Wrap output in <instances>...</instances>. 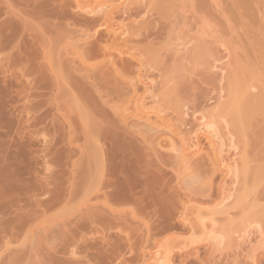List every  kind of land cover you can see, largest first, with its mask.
Masks as SVG:
<instances>
[{
    "label": "rangeland",
    "instance_id": "374dc122",
    "mask_svg": "<svg viewBox=\"0 0 264 264\" xmlns=\"http://www.w3.org/2000/svg\"><path fill=\"white\" fill-rule=\"evenodd\" d=\"M25 1H27V0H25ZM152 1L153 0H151V3L154 5V2H152ZM159 1L163 2V0H159ZM167 1L168 0H166V1L164 0L165 5H166V8H165L166 10L164 9V3L162 5L163 8L161 7V4H160L161 10H163V9L165 10L163 12L160 10L159 6H157V8H159V9L153 7V5H151V4H150L151 6H149L148 5V3L150 2L149 0H137V1L133 0L132 1L133 4H129V3H131V1L130 2L125 1V3L123 4L118 0H116V1L112 0V4H115V10H116L114 13L115 18H117V15L119 17V19L117 18V20H119V21L121 20L122 22L124 21L128 25L130 24L132 28L133 27L136 28L135 30H137V28H138V27H136L137 25L140 28H141V25H142V28L144 27L143 30H141L142 28L140 29L141 31L138 28V30L140 32L139 36L132 37L131 40H133V41H131L132 43L130 42L131 45L129 44L130 48H131L132 44L134 45V47L132 49L134 51V53L135 52H136V54L138 53L137 55H140L139 53L144 54V58H145V56H147V59L145 58V60H148V58L150 56H152L153 58H157V59L159 57L161 58V59H159L158 65H157V62L152 64V62H154L153 58H152L153 61L150 62L149 65L145 66V64H144L145 62H143L144 70L146 69V71H147L146 74L149 75V77L151 79H154L153 85H154V92L155 93H156V90H159L157 88L161 86L160 84L163 81V79L161 81V75L162 76L164 75V73H163L164 70L169 71V70H167L169 67H171V68L174 67L173 69L176 70L177 69L176 68L177 63H178V65H180L179 60H180V58L182 59L181 60L182 61V64H181L182 71L181 72L183 74L181 73L182 77L180 74L179 75H180L181 79H183V78L184 79L180 80V82H179V80H178V82L171 80V82L173 81V83L175 84V86H174L172 83L173 89H171L170 86H168V85L167 86H168V91L171 90V94L173 96H175V94H176V93L175 94L172 93V92H174L173 90H175V88H176V82L179 85V87L182 86L181 88H179V90H176V92L179 94V91L182 90L181 91L182 93H183V91H185V93H186V94L181 93V95H180V98L183 99V101L181 99L183 107L180 105V103H179L180 101L178 102L176 99L174 101L171 99L173 102L172 104L173 105L175 104V105L174 106L170 105V106L172 109L174 107L176 109L177 105H180V108L177 107L178 110L176 109V111H179V109L182 110L184 108V110H182V112H183V116H185V118L181 115L182 112H181V114L178 112V117L180 114L179 118L181 120L179 119V123L176 122V124L179 125V127L182 126L180 124H183L184 127L182 126V128L187 131L188 129H191V127H193V124L196 122V119L198 120L202 116L201 113L203 112V110L205 111L207 108H210V106L212 107L213 105H215L214 103H216V99H217V96L215 95V91H217V89L215 90L214 87L216 88L217 79H215V81H214L215 86H213V89H212V86L209 85V82L205 81V78H206V80H210V83H211V81H213V80H211L210 77H213V78H218V77H217V73L214 71L213 72L215 75H213V73L210 74L209 71H208L209 73L205 72L204 71L205 70V67H204L205 64L203 66L202 62L199 61L200 59L199 60L194 59V58H197L200 54L198 56H197V54H196V56H194V54H193V56H194L193 60H191L188 57V54H191L190 56L192 57V53H190V52L187 53L186 49H189V47H187V45L185 48V52H182V49H181V53H178V54L175 53L178 50V48L181 47V46H179V47L175 46V44L176 45L179 44V43L177 44L176 42L180 41L177 39L183 37V35H184V37H191V35L193 36V33L195 35L199 30H203L201 33V35H203V33H207L208 30H210V29H214L215 32L217 29L216 33L220 36L222 41H225L226 43H229L230 45L232 43L231 46L233 48V56L239 64L241 63L240 59L242 61L245 60L243 57H245V58L247 57V59L249 58V59H251V61L254 62V59H253L254 55H255V57H254L255 61H256V59L262 58L263 60L261 59L262 60L261 64H264L263 63L264 62V7H263L262 3L259 2L260 3L259 4L258 1L252 2L251 5L248 7L245 5V3L243 1L241 2V0H239V1L235 0L234 2L232 0H219L220 1V7L223 8V10L221 11V9H220L218 11V13H219L218 14V13H216L217 11L213 7V0H185L186 4H185V1L182 0L181 3L177 4L179 6V5L184 3L183 5H181L179 7L177 6L178 10H179V8L182 7L184 9V11L187 13V14H184L183 11L180 10L181 13L184 14L182 16V15L178 14V13H180L178 10H175V11H178L177 15L174 14V11H173L174 7L176 8V6H174L175 3L173 5L174 7H172V5L171 6L168 5ZM127 2H128V5L126 4ZM116 3H117V7H116ZM204 4L206 6V7L204 6L205 9L203 7ZM186 5L189 7L188 11H187ZM33 7H34V9H33ZM37 7L39 9L38 11H36ZM118 7H120L121 9ZM144 7H146V8L144 9ZM170 7H171V9H170ZM212 7H213V9H212ZM32 9L35 11H32ZM123 9H124V11H123ZM259 9L261 10V12L257 11ZM32 12H36V17ZM38 12H39V14H37ZM140 13L142 16L139 15ZM144 13H145V15H144ZM224 13H225V16H224ZM234 13L235 14L239 13V14L234 15ZM220 14H222V15H220ZM81 15L82 14L78 15V13L75 12V10L73 9V6L70 4V2L68 0H29L27 3H25L24 1L18 2V0H0V22L3 20H8L10 18L12 20V23H14V24L16 23V27H15V25H14V27H15V29H17V34L13 39H11V42H9L8 45L4 46L3 48H0V91H1L0 92V264H56V263L59 264V261L60 262L62 261L65 264V263H68L66 261L70 262L71 259H72L71 261H73V263L75 261V262H77V264H82L83 261L85 264L86 263L88 264V261H90L89 264H96L97 262H100L102 260L101 259L100 261H98L99 259L93 258V255L91 257V255L88 254V252L89 251L91 252V250H89L88 252L86 250L85 253H87V255L85 257H83V255H85V253L82 255L83 250H84L82 247V244H84L83 242L84 241L87 242L89 240L88 241L89 243L85 242V244L91 246L94 244V241L96 239H99L101 236V235L98 236L100 233L95 232L96 227L99 228L100 224L98 225L97 223H95L96 225H98L96 227H95V224L91 225L90 227H87L88 226L87 224H86V226H83V220H85V219L82 218L80 220V217H79V219H78V217H76L79 215V212H81V206H82V208L84 207L85 210L88 209V208H85L88 201L86 204L84 203V206H83L82 203H80V202H82V199H81V201L79 200V202L77 201L78 199L77 200L74 199L75 202L72 200V203L70 202L71 210L68 208L67 210H69L70 212L65 213V214H63L64 211H63V213H62V211H60V212L57 211L58 210L57 206L53 207V205L48 203L49 200L50 201L52 200L54 193H56V191H58L57 189L61 188L60 190H62V192H63V190L66 188V186L69 185L70 183H73V182H75V184L80 183V182L84 181L86 178L88 179V176H89V178H90V176L92 178H95V180L94 179L92 180V178H90V181L96 182V180L98 179L96 174L99 175L97 173L98 172V165L96 163V157L99 158V153H100V150L102 149V147H103L105 152H102L101 154H102V156L104 155L103 158L106 160V162L104 160V162H105L104 164H106V167H104V168L108 169V171L104 169V173H103L104 178L102 177L103 178L102 180L106 179L107 181L108 180L110 181L112 179L111 181H113V179H114V181H116V183H114V182L113 183H114V185L117 184V188H118V189L117 188L116 189L120 190V191H125L126 194L129 193L128 191H130L131 196L133 195L132 199L136 198V197H137L136 199H138V196L140 198L141 195L142 196L149 195L150 197L148 196V199L151 198L152 196L154 197V195L156 197L155 192L158 191V193H159V190H157V186L152 183V182H154L155 184H157V183L160 184V182H159L160 180L157 181V178L155 176L156 174H157V176H158V174H160L158 177H159V179L161 178V180L163 181V183L161 181V185L165 184L164 185L165 188L167 187V189H169L168 190L169 192L165 191V193L168 192L167 195L170 193L169 194L170 196L172 194L171 199H173V197L175 196V194H176L175 192L179 193L178 195H180V197H181V199H178L179 197L175 196L176 201L184 200V197H186V196L189 197L190 199L188 198V200H191V201H193L192 196H194L195 198L197 197L198 201H199L198 198H200L199 196H197V195H199V193L198 194L196 193L197 195L195 196L193 191H190L191 186L188 187L189 189L186 188L187 186H184L182 181H180L181 185H183L185 189L183 190V188H182L183 186L181 187V189L179 188L180 183H177V181H176L177 179H179L178 174L180 172L177 174L178 171H176L179 166H177V164L170 165L171 161H169V159L166 158V156H168V155L165 153V151L164 152H163V150L160 151V152H163V155L166 154L165 157L162 156V153H161V155H159L160 154L159 151L156 153L157 150L153 148L151 143L146 144L145 143L146 140H145V142H143L144 141L143 137L140 136L139 133H136L137 131H135V133H134V130H136V129L131 127L130 125H128V127H127V124L125 125V122H123V118L121 119V116L118 114V112H119L118 109H119V106H120V108H122V106H121L122 104H123V106L125 105L124 104L125 103L124 95L126 94V92L124 94V91L126 90L125 83L123 85L124 86L123 89L125 88V90H123V92L120 93V94H122V93L124 94L123 95V97H124L123 102L124 103H122V101H120L121 104H120V102L118 104H116V105H119L117 107L115 105V102H113L112 93L114 94V92L111 91V89L113 88L112 86L110 88L111 84L109 86L107 84H101L103 86H105V85L108 86L106 89L105 88L103 89V86L101 87L100 84H98L99 88H96L98 85L95 87L93 84V82L95 80L93 79L94 81L92 82V79L88 80V78H85V77H84V80L87 79L85 81V85H84V81H83V83H80V81L82 82V80H83V78H82L83 74L86 75V73H84L82 71L81 67L80 68L77 67L78 62H79L78 58L74 57L77 59V60H74L73 55L69 54V53H72V50L68 47V43L71 41V37H72V41L76 40V38H75L76 33H78V32L80 33L82 30L84 31V29H85V31L84 32L82 31V32L86 33V36L89 33L88 38L83 37V39L85 38L84 44H86V42H87L91 46H93L92 48H94L93 52L92 53L90 52L92 57H89V56H91L89 53L87 56L85 55V57L83 58V59L86 58L85 60H87L88 66L92 65L93 62L98 63V61L101 59V55H100L101 51H100V48L98 47V45H99L98 43L101 42V44H103L104 42L107 43L110 41L108 38V35L106 34V32L103 29L96 28V27H98L97 25H99L102 20H98V22L96 20L95 22H93V18H95V17H93L91 19L90 16H88V15L84 16L85 14H83L82 16L84 19H82ZM178 15H179V17H178ZM95 16H97V15H95ZM86 17L89 19H87ZM210 20L215 21L216 24L221 23V25H222L223 21H225L224 25H222V28L221 27L220 28L223 31V33L225 30L224 26L226 27V29H228V31L226 30L227 31V37L223 36L225 34H221L222 31H220L221 33L220 32L219 33L223 36V37H221V35L218 33V28H216L217 25L214 22L211 23ZM229 20L231 23L229 22ZM206 21H207V24H209L210 26L206 24ZM76 22H77V25H76ZM79 22L82 23L83 25H80ZM197 22H198V24H197ZM201 22H202V24H201ZM90 23H92V25ZM213 23L215 24V26L211 27V24H213ZM84 24H86L87 27ZM143 24H144V26H143ZM147 24L149 27L147 26ZM78 26H80L79 27L80 30H78ZM181 26H183V28ZM229 26H230V28H229ZM195 27H196V29L194 30ZM81 28H83V29H81ZM223 28H224V30H223ZM247 28H248V30H247ZM204 29H205V31H204ZM189 30H190V33H189ZM235 30L239 32V37L241 38L242 43L244 45V47H242V48H241V42L239 41L238 34ZM74 31H75V33H74ZM187 31H188V34L186 33ZM226 31H225V33H226ZM69 32H70V34H69ZM180 34H182V35H180ZM177 35H180L179 38L177 37ZM205 35H204V38L211 40L209 38V36H205ZM231 35H234L235 41L237 40V44H238L240 52L242 51L241 53L243 55L246 54V56H243L241 53H239L238 57L240 59L237 57L236 51L238 53L239 50H238V47L235 44V42L233 44V41L231 40L233 38ZM73 36H74V40H73ZM230 36H231V39H230ZM78 37H79V35H78ZM175 37H177V39H175ZM228 38L231 42H228L229 41ZM79 39H81L83 41V39L81 37ZM105 40H107V41H105ZM185 40H188V39L183 38V41H185ZM209 40H206V41H209ZM82 41H81V44L79 42V44H80L79 46L82 45L81 47L84 46L83 48H85V45H83ZM251 43H252V45H251ZM31 44H33V45H31ZM192 44L193 43H191V42L189 43V45H191V46H192ZM257 44H259L258 47H256ZM91 46H90V48H91ZM31 47H32V49H31ZM173 48H176V51H175V49L173 50ZM29 49H31V51H29ZM259 49L261 52L259 51ZM183 50H184V47H183ZM192 50H193V47H192ZM221 50H222V48H221ZM22 51L23 52L25 51V53H27L26 51H28L29 54L31 53V56L28 55L29 57H27L24 54H21L20 58H16L15 57L16 54L20 53ZM190 51H191V48H190ZM253 51H254V54L252 57L251 55H252ZM150 52H152V53L150 54ZM173 53H175V55ZM193 53H194V51H193ZM220 53H222V51ZM249 53H251V54H249ZM32 54H33V56H32ZM153 54H154V56H153ZM157 54L159 55V57L157 56ZM249 55L251 56V58L248 57ZM241 56H242V58H241ZM256 56L257 57L259 56V58H257ZM142 57H143V55L142 56L140 55L141 59H142ZM174 59L175 60L177 59V61H178L175 64H174V61H175ZM62 60H63V62H62ZM67 60H69V61H67ZM248 62H250L249 60L247 61V64L251 65V62L250 63H248ZM253 62H252V65H253ZM259 62H257L260 65V66L258 65V68H256L257 64L255 62H254V64L256 65L255 69H254V66H253V68H250L253 70V72L257 70L256 71L257 74H254V73L252 74V73H250L249 70H248L249 71L248 73H250L252 75H257L258 78L260 76V78H261V74L258 73L259 72L258 69L262 65ZM68 63H70V64H68ZM94 63H93V65H94ZM121 63L119 62V66H125L126 72L130 70L131 73L130 72L128 74L126 73L127 75H130L128 77L133 76L134 71H135V69H133V67H135L134 61L133 60L131 61L128 59H123V61H121ZM83 64H86V63L84 62ZM196 64H198V65H196ZM242 64H243V62L240 64L243 68H244L243 65H245V66L247 65L245 61H244V64L243 65ZM67 65L72 66L73 67L72 70H71V67H69ZM193 65H194V69H192ZM248 65H247V68L249 69L250 66H248ZM252 65H251V67H252ZM63 66L67 67V69L65 70L66 73L69 72V74H70V72H71V74L69 75L70 77L68 76V74L66 75L65 72L62 74L63 70L61 71V69H63ZM263 66L261 67V69H259L260 72L262 73V75L264 74V72H262V71H264V69H262ZM74 67H76V68L74 69ZM179 67H178V70H179ZM77 68H79V69H77ZM171 68H170V70H171ZM203 68H204V70H203ZM247 68L246 67L244 68L245 71L247 70ZM60 71H61V73H60ZM73 71L76 72L75 75H77V78H76V76L74 77V74L72 77ZM171 71L169 72V74H171ZM58 72L61 75L60 78L58 76ZM174 73H176V75L178 74L177 71ZM55 74L57 75V77L55 76ZM64 74H65L66 78H69V80H70L68 82V79H67V82L69 83V84H67L68 86H66V80H65L66 78H65ZM78 74H82V76L78 75ZM172 75H173V73H172ZM61 77H62V80H61ZM80 77L82 78V80H80L81 79ZM126 77L127 76H125V78ZM167 77H168V75L165 78H167ZM262 77L264 79V75ZM71 78L73 80H75V83H76V85H75L76 89L75 90H74V88H72L73 86L70 85V84H72ZM169 79H173V78L170 76ZM169 79H168V82H169ZM59 80L65 81V83L64 82L60 83ZM165 80H167V79H165ZM95 82H97V81H95ZM115 82H117V80ZM122 83H120V84L118 83L117 85L120 86ZM79 84H81L82 86ZM113 84H114V86L116 85V83H112V85ZM221 84H223V83H221ZM73 85H74V82H73ZM70 86H71V88H70ZM84 86H85V88H84ZM77 87H79V88L77 89ZM81 87L84 89H81ZM120 88H121V86H120ZM217 88H219V87H217ZM70 89L75 91L74 93H76L77 91H79L80 93L77 92L78 96L76 94L74 96V93L71 94L72 91ZM113 89L115 91V88H113ZM259 89H260V87H259ZM109 90L111 92V95L109 93ZM2 91L4 93H2ZM263 91H262V93L264 94ZM82 92L84 93L85 98H84ZM117 94L119 97L118 92H117ZM178 94L176 96H178ZM216 94L218 95L217 92H216ZM81 95L83 96V98L81 97ZM127 96H128V93H127ZM131 96H132V94L130 93V97ZM169 96L171 97V95H169ZM86 97L88 98V100L86 99ZM130 97H129V101L131 98H132L131 101L134 100V97H131V98ZM114 98H117V97H114ZM119 98H121V97H119ZM116 100H118V99H116ZM119 100H121V99H119ZM192 100H193V102H192ZM89 101H91V103L92 102L95 103L94 108L92 105L93 103L91 104V107H90V109L92 108L91 111H90V109H88V106L90 105ZM114 101H115V99H114ZM131 101H130V104L128 103L127 105L132 106L134 101H133V103ZM176 102H177V105H176ZM185 103H186V106H184ZM187 103H188V105H187ZM204 103H206V104H204ZM207 103H208V107H207ZM98 104H99V106H98ZM114 105L116 108L114 107ZM113 107L115 108V111H114ZM129 107H128V109H129ZM131 108H130V110H131ZM168 109H170V107ZM172 109L168 110L167 112H170V116L173 115L174 116L173 120H175L174 118L176 117L175 114H177V112L176 111L174 112L175 109H173L174 113L171 114ZM92 110H94L93 112H97V114H99L98 117L101 118L100 122L101 121L103 122V123H100V125H101L100 128H98L100 125L97 124V127H96L95 123H94L95 126H93L92 122H94L96 120L98 121L99 119L97 117V114L96 115L93 114ZM82 113H83V115H82ZM116 113L120 117L117 116ZM205 113H202V114H205ZM39 115H43L42 116L43 120L41 122H35L33 116L37 117ZM82 117H84V118L87 117L88 120L86 118L85 119L88 122V124L89 123L90 124L87 125V122H86L87 126H85V123L83 125L82 123L85 121V119ZM103 118L106 120V124L104 122L105 120L104 121L102 120ZM119 118H120V122H119ZM81 119H82V121H81ZM91 119H94V120L91 122ZM108 119H109L110 124H108V122H107ZM182 119H183L184 123H183ZM261 119H262V117H261ZM258 120L262 126L263 124H262V121L260 120V118H258ZM180 121H181V123H180ZM57 124H61V128H60L61 130H59V132L55 131L57 129ZM102 125L104 128H102ZM110 125H112V126H110ZM82 126L85 128H83ZM88 128H90L91 135L88 131ZM96 128H98L100 132L97 131V133L95 135L93 133L94 136L92 137V131L96 132ZM257 128H259V126ZM85 129H87V132L85 131ZM253 129H255V128H253ZM260 129H261V127L259 129H257L258 130L257 133L259 131L261 133ZM263 130H264V128L262 129V132H263ZM101 132H102V134H101ZM87 133H89V134L87 135ZM98 133L100 134V136L98 135ZM116 133H117V135H116ZM253 133H256L255 130H253ZM137 134H139V135H137ZM249 134H251V137L254 138V134L252 135V131H251V133L249 132ZM249 134H248V136L250 137ZM95 136L98 138V140H97V138H95ZM99 137H100V139H99ZM249 137H248V140H249ZM93 138L96 139L98 142H94L95 140ZM91 139H93L94 141ZM197 139L200 142V144H202L201 146H203L204 141L201 139V137H197ZM252 140L253 139L250 138L249 141L251 142ZM263 141H261L262 142L261 146L264 148ZM93 142H94V144H93ZM122 142H123V144H122ZM147 142H149V141L147 140ZM95 143L101 145L100 147H99V145H97L98 150L96 149ZM151 147L153 148L154 153L151 152V150H150V149H152ZM249 149H251V145H250ZM138 150H139V152H142V154H143L139 158V160H140L139 162L135 158L134 159L132 158V156L136 157L135 155H138L139 152L136 153V151H138ZM91 151H92V153H91ZM258 151L260 153H262L261 155L264 154V151H260V149H258ZM133 152L136 154L134 155ZM145 153H146V155H145ZM156 154H157V157H156ZM259 156H260V154H259ZM259 156H258V159L260 158ZM94 157H95V159H94ZM163 158H165V159L163 160ZM168 158L171 159L170 156ZM261 158L264 159V157H262V156H261ZM262 159H260V161ZM134 161H135V163H134ZM136 161H137V163H136ZM141 161L143 162V164ZM166 161H168V162H166ZM256 161H257V158H256L255 162H253V163H256ZM260 161H257V162H260ZM263 162H261L260 165ZM139 164H141V166ZM256 165H257V163H256ZM256 165L251 164L252 167H254ZM135 166H137V167H135ZM88 167H90V169ZM96 167H97V172H96ZM86 169H88V170H86ZM72 171H73V173H72ZM105 171H106V176H105ZM179 171H180V169H179ZM107 172H109V173H107ZM140 172L145 173L146 178L148 177L149 180H147V179L144 180V177H143L144 181L142 180V177L140 179V175H139ZM85 173L88 176H86ZM118 173H120L121 176ZM153 173H154V175H153ZM219 173H221V171ZM151 174L153 176H151ZM94 175H95V177H94ZM115 175H116V177H115ZM149 175L151 176V178L149 177ZM123 176L126 177L125 180L128 179L129 181H131V184H128L129 186H126V188L128 187V191L126 190V188H124L125 185H127V181H124ZM207 176H209V175H206V177ZM212 176H213V180H211V181H213L214 187L210 186L209 188H207L205 186L203 188V186H201V185H205V184L199 183L200 184L199 185L198 183H196V184H198L197 187L200 186L199 187L200 190L210 189L208 191L209 194L206 193L207 191H205V193H206V195H210L212 197V199L208 198V196L206 197L208 199H205V198H201L202 200L200 199V203L202 202L204 207H207V208H208V206L210 208V206L214 202L212 200L217 198V196L219 195V191H218L219 185L218 184H219V182H221L220 180L223 177L220 174L218 175V173H216V175L214 174ZM119 177L120 178L122 177V180H120ZM202 177H205V176H202ZM219 177H221V178L219 179ZM262 177H264V176H262ZM207 178H209V177H207ZM136 179H137V181H136ZM139 179H140V181L142 180L143 183H146V184H149L151 182L150 186H155L156 191L154 190L155 189L154 187L152 190V187L147 188V186H145V184H143L144 192H141V189H143L142 188L143 187L142 182L141 183L139 182L140 187L137 186V184H139L138 183ZM153 179H155V180H153ZM134 181L136 182V184H135L136 187H134V185H133ZM198 181H199V179H198ZM202 181L203 180H201V182ZM225 181H226V183L229 182L227 180H225ZM118 182L119 183L121 182V183L119 184ZM203 182H206V180H204ZM209 182L210 181L208 180V183ZM249 182L251 183L250 180H249ZM260 182L257 183V188L262 187L260 185L261 184ZM85 183H86V181H85ZM83 184H84V182H83ZM118 184H119V186H118ZM228 184L229 183H227V185ZM130 185H132V187H134V188L131 189ZM208 185H210V183ZM211 185H212V183H211ZM262 185L264 186L263 183H262ZM78 186H80V185H78ZM81 186H82V184H81ZM195 186L196 185H192L193 188ZM230 186H231V184H230ZM129 187H130V189H129ZM162 187H160V188H162ZM192 187H191V189H193ZM197 187H195V189ZM201 187H202V189H201ZM123 188H124V190H123ZM167 189H163L162 192H164V190H167ZM187 189H188V191H190V193H191V194L189 193L190 195L185 193ZM120 191H119V193H121ZM184 193L187 195H185ZM261 193H262V190H261ZM130 194H127V195H130ZM159 194H162L161 191ZM169 195H168V198H169ZM206 195H204V196H206ZM165 196H166V194H165ZM157 197H158V194H157ZM182 197H183V199H182ZM201 197H203V196H201ZM258 197H257V199H258ZM158 198H160V195ZM161 198H162V196H161ZM185 199L187 200V198H185ZM261 199H262V201L260 200V197L258 199V201H261V203H259V205L263 206V204H262V202H264L263 193L261 195ZM146 200H147V198H146ZM83 201H85V199H83ZM92 201H94V199ZM195 201H196V199H194V201L192 203H194ZM198 201H196L197 205L199 203ZM90 202H91V200H90ZM90 202L88 203L89 205H90ZM75 203L77 204V206ZM79 203H80V205L78 206ZM93 203H95V201ZM202 203L200 205H202ZM88 204H87V206L89 207ZM126 204H128L129 207H132L133 200H132V203H126ZM126 204H123L126 206V207H124L125 210L130 209L129 207H127L128 205H126ZM209 204H211V205H209ZM257 204H258V202H257ZM262 206L261 207L258 206V210H257V212H261L260 216H262V214L264 213V210H262ZM72 207H73V209H72ZM115 207H117V206L115 205ZM119 207H122V206H119ZM201 208H203V207H201ZM84 209H82V210L85 211ZM118 209H120V208H118ZM67 210H65V212ZM76 210H78L79 212ZM177 211H178V208L175 210L174 213H178L179 211H182V209H180L178 212ZM57 212H59L60 215L63 214L64 216L58 218L59 214ZM231 213L232 214L235 213V210H234V212L232 211ZM234 215L235 214H233L231 216H234ZM236 215H237V213H236ZM81 216L85 217L83 215H81ZM125 218L128 219V216H126ZM263 218H264V216H262V221H263ZM68 220H69V222L73 221L75 223V225L77 224V222L79 220L78 224L80 225V223H82L81 224L82 227L79 226L78 224H77L78 226L77 225L75 226L73 224L71 225V223L69 225ZM85 221H87V220H85ZM60 222H64V224L67 222V224L69 226H72L71 229H73L74 232L72 231L71 235H67L69 229L66 231V229H64L66 227L63 225V223H62L63 226H60ZM263 223H264V221H263ZM263 227H264V225H263ZM103 228L101 225L100 230L102 229L104 232ZM133 228L135 229V227H132V229L130 227L132 232H134ZM109 229L107 228V230H109ZM107 230L105 229V231H106L105 233H108V234L110 233L109 236L107 234V237H109L110 241H113L115 238L114 235L118 232V230H116L117 232L114 230V228H111L109 230L110 232ZM185 230L186 229H183V230L181 229V231H180V229H174V230L171 229L169 231V232H172V234L170 233L171 235H169L168 231H165L162 234L163 235L162 237L166 236L165 238H168V236L172 237L175 234H177V236L179 237L178 233L181 234L180 232H182V233L184 232L183 233L184 235L182 234L183 236L182 235H180V236L185 237L188 235V231H185ZM79 231H80V234H83L84 238H85V235L87 236L86 239L83 240L84 239V238H82L83 236L81 237V235H80V237L83 240V242H82V240H80L82 244H80V242L77 243L78 241L77 242L75 241V239L77 240L76 237H78L77 235L79 234ZM176 231H178V232H176ZM66 232H67V234H66ZM173 232H175V234ZM55 233L58 234V237L55 236ZM33 234H34V236L38 235V237L40 235H43L45 240H47V242L44 240L42 241V239H40V238H39V241L40 240L41 241L39 242L38 239H35L36 237L34 238ZM112 234H114L113 238H112ZM130 234H131V232H130ZM49 236H51L50 239H48ZM53 236H54V238H53ZM74 236H75V239H74ZM160 237H161V235H160ZM71 238L73 240L72 242H73L74 246L67 248L66 242L70 241V243H68V244L72 245ZM35 240H36V242H35ZM48 240L52 241V243L48 242ZM37 241L39 242V244L35 245V243H37ZM90 241H93V242L91 243ZM106 241H107V239H106ZM75 242L77 243L76 245H75ZM96 242H99V241L97 240ZM64 243H65V248H63L64 250H62V246L64 247ZM77 245L80 248H78ZM135 246L136 245H133V247H135ZM207 246H208L207 244L205 245V243L202 242V243H199V245H193V246L187 247L185 250H183V252L181 251V253L175 252L174 253L175 261L173 260V262L175 264H192L194 261H196L197 259L199 260L200 258H201L200 261H202L204 259L203 256L206 253ZM72 248H74V251H76L77 254L76 253L74 255L70 254V250H72ZM136 248H137V246H136ZM81 249H82V252H81ZM151 249H152V247H151ZM237 249H240L239 254H238L239 251ZM242 249L243 248H236L235 250L234 249L231 250V252L233 251L232 254L235 251L233 256L235 255L234 257H236L238 259L237 261H239L238 262L239 264H242V263H240V262H243L242 254H244L243 252L246 251V250H244V249H246L245 247H244L243 251H242ZM65 251H68V253L66 252L67 255L65 254ZM92 253L94 254V252H91V254ZM227 253H230V251H227ZM227 253L223 252V254H222L224 257L227 256L226 260L223 259V256L221 254H220V256H217V253H215V256H216L215 258H217V259H215V262L218 261V262H216V264L217 263L222 264L221 262H223V260H224L223 263L226 262V264H227L230 261L229 264H232L231 260H232L233 256L230 253L231 257L228 258L229 254L227 255ZM196 254L198 257H196ZM256 255L257 256H255V258L257 257L256 259H258V261H257L258 264H260L259 261L261 262V264H264V253H262L261 251H257ZM125 256H127V255H125ZM205 257H206L205 259L208 260L207 255H205ZM227 258H228V261H227ZM221 259H222V261H220ZM243 259H244L243 264H247L244 257H243ZM198 260L196 262H194L193 264H198V262H199ZM204 260L201 263L204 264ZM109 261H107V263ZM233 261H235V259ZM207 262H209L208 264L214 263V262H210L209 260ZM207 262L205 261V264H207ZM110 263L112 264V261H110ZM101 264H103V263H101ZM132 264H141V261L137 260V262L134 261V263L132 262Z\"/></svg>",
    "mask_w": 264,
    "mask_h": 264
},
{
    "label": "bare ground",
    "instance_id": "6f19581e",
    "mask_svg": "<svg viewBox=\"0 0 264 264\" xmlns=\"http://www.w3.org/2000/svg\"><path fill=\"white\" fill-rule=\"evenodd\" d=\"M19 1L20 2L24 1L25 3H27L29 0H27V1L18 0V2ZM68 1L73 6V9L75 10L76 13H78V15L79 14H82V15L85 14L84 16L88 15L91 17V19L93 17H95V18H93V22H95L96 20H97V22H98V20H102L101 23L99 22L100 24L97 25L98 27H96V28L103 29L106 32V34L108 35V38L110 40L107 43H105V42L103 44H101V42L98 43L99 44L98 47L100 48V51H101V54H100L101 59L99 61L97 60L98 63L93 62L94 65L92 63V65L88 66L87 65L88 62H87V60H85L86 58L85 59H83V58L85 57V55L87 56L90 52L92 53L94 48H92L93 46H91L87 42H86V44H84L85 38L83 39V37L88 38L89 33L86 36V33H83L85 31V29H84V31L82 30L83 32L81 31L80 33L79 32L76 33V35H75L76 40H74V36H73L74 41H72V37H71V41L68 43V47L72 50V53H69V54L73 55V58L74 57L78 58L80 63L78 62L77 67H79V68L81 67L82 71L84 73H86V75L83 74V76H82V74H78V75H81L83 78V80H82V78L80 77L81 78L80 80H82V82L80 81V83H83V81H84V85H85V81L87 80V79L84 80V77H85V78H88V80L92 79V82L94 80L97 81V82H95V81L93 82L95 87L98 84H100V85L101 84H107L108 86L111 84L110 88H111V86L113 88H115V91L113 88L111 89V91H113L115 94L114 95L112 93L113 102H115V105L118 104L120 101H122V103H124L123 98L125 97L124 98V100H125L124 104L125 105L123 106V104H122L121 105L122 108H120L119 105H116V107L119 106L118 114L121 116V119L123 118V122H125V125L127 124V127H128V125H130L131 127L136 129V130H134V133H135V131H137L136 133H139L140 136L143 137L144 141L141 139L143 142H145V140H146V142H145L146 144L151 143L153 148L157 150L156 153L159 151V153H160L159 155H161V153H162V156L165 157V155L167 154L168 156H166V158L169 159V161H171L170 165L177 164V166H179L178 168L180 169V171L178 168L176 170V171H178L177 174L180 172L178 174L179 179H177L176 181H177V183H180V187H179L180 189L183 185L187 186L186 188H188L190 186L192 187V185H196L195 187H197L199 183L205 184V185H201V186H203V188L205 186L207 188H209L210 186L214 187L213 181H211V180H213L212 175H214V174L216 175V173H218V175L220 174L221 176H223L222 178L219 177V179L221 178V180H220L221 182H219V184H218L219 185L218 186L219 195L217 196V198L212 200V201H214L212 203V205L209 204V205H211L210 208H209V206H208V208L204 207L202 202H201L202 205H200L201 204L200 203L201 198L212 199V197L210 195H206V193L209 194L208 191L210 189L203 190L201 187L202 190H200L199 189L200 186L197 187L196 189H195V187L194 188L192 187L193 189H191V187H190V191H193L195 196L199 193V195H197L200 197V198H198L199 201L197 200V197L195 198L194 196H192L193 201H194V199H196V201L199 202L198 203L199 206L197 205L196 201H195L196 203L195 202L192 203L193 201L188 200L189 197H187V196L184 197V200H178V199H181V197H180V195H178L179 193H177V192H175L177 194V195L175 194V196L179 197L177 199L178 201H176L175 196L173 197V199H171L172 194L170 196L169 195L170 193L168 194L169 198H170L169 199L168 195H167V193L169 192L168 191L169 189H167V187L165 188V186H164L165 184L161 185L162 180H161V178L159 179V177H158L160 174H158V176H157V174L155 175L157 178V181L160 180L159 181L160 184L157 183L158 184L157 185L154 182H152V183L157 186V190H159V193L161 191L162 194H159L158 191H156L155 186H150L151 182L149 184L143 183V181L145 179L149 180L148 177L146 178L145 173L140 172V174H139L140 179L142 177V180H143V177H144V180L140 181V179H139V181H138V183L142 182V186H143V184H145V186H147V188L152 187V190L154 187L155 188L154 190L156 191L155 192L156 197L158 194V197L160 195V198L157 197L158 198L157 199L154 195V197L152 196L151 197L152 199L149 198L150 199L149 200L148 199L149 195L144 194L145 196L141 195L140 198L138 196V199H136L137 197L132 199L133 195L131 196L130 191H128V187L126 188V186H129L128 184H131V181H129L128 179L125 180V178H126L125 176H123V177H124V181H127V185H125L124 188H126V190L129 192L127 194H130V195H127L125 193V191L117 190L118 189L117 184L114 185V183H116V181H114V179H113V181H111L112 179L110 181L109 180L107 181L106 179L102 180L104 178L103 177L104 176V174H103L104 169L107 171H108V169L104 168V167H106V164H104L106 162V160L103 158L104 155L102 156V154H101L102 152H105V151H104L103 147H102V149L100 148L102 151L100 150L99 158L96 157V163L98 165V172H97V167H96V172L99 174V175L96 174V176L98 177L96 182L90 181V178H92V177L90 176V178H89V176L86 175V173H85V175L88 176V179L86 178L88 181L85 179L84 181L77 183V184H75V182L70 183L63 190L64 193L62 192V190H60L61 188L57 189L58 191H56V193H54L52 200L51 201L49 200V202H48L51 205H53V207L57 206V208H58L57 211H59V212L62 211V213L64 211L63 214H65V213L70 212L67 209L69 208L71 210L70 202L72 203V200L74 201V199H76V200L78 199L77 201L79 202V200L81 201V199H82V202H80V203H82L83 206H84V203L86 204L87 201L89 203L91 200L90 205L87 203L89 205V207L87 206V204L85 206V208H88L87 210H85L84 207L82 208V206H81V212L76 210L79 212V215L76 217H78V219L80 217V220L82 218L87 220V221L83 220V226H86V224H87L88 225L87 227H90L91 225H93L95 223H97L98 225L100 224L99 228L96 227L98 225L95 224V227H96L95 232L100 233L98 236H100V235L101 236L99 239H96L94 241L93 245L90 246V245L85 244L86 241L83 242V240H85L87 236L85 235V238H84L83 234H80V231H79V234L77 233L78 234L77 236L80 239L78 237H76L77 238V240H76L75 236H74V239L76 242L78 241L77 243L80 242V244H82L80 240H82V238H84L82 240V242L84 243V244H82V247L84 249L82 255L86 252V250H87V252L89 250H91V252H94V254L93 253L91 254L90 251L88 252V254H90L91 257L93 255V258H98L99 259V260L97 259L98 261H100L102 259L100 262L103 264H106L107 261H109V260L112 261V264H132V262L133 263H134V261L137 262V260L141 261V264H175L173 262V260L175 261V259H174L175 258L174 257L175 252L181 253V251L183 252V250H185L189 246L199 245V243L204 242L205 245L206 244L208 245L207 250L205 249L206 250L205 255H207L208 260L210 262H214L212 264H216V262H218V261L215 262V259H217V258H215L216 257L215 253H217V256H220V254L222 255L223 252L227 253V251H230V253L232 254L233 251L231 252V250H233V249L235 250L236 248H243L244 249V247L246 248V249H244L246 251L243 252L244 254H242V256L245 258L246 263L247 264H258V262H257L258 259H256L257 257L255 258V256H257L256 255L257 251H261L262 253H264V227H263L264 218L262 221V216H264L263 215L264 213L262 214V216H260L261 212H257L258 206L259 207L262 206V205H259V203H261V201H262V199H261L262 193L264 195V186L262 185V183L264 184V177H262V176H264L263 175L264 174V165H263L264 159L261 158V156L264 157V154L261 155L262 153H260L258 151V149H260V151H264V148L261 146V143H262L261 141L264 140V135H263L264 130L262 132V129L264 128V94L262 93V91L264 90V79L262 76L264 74L262 75V73L259 70L264 65V64H261V61L263 59L259 58V56L258 57L256 56L259 59H256V61H255V58H254L255 55L253 57V54H254V51H253L251 56L253 57L254 62L257 64V66H256L254 64V62L251 61V59H249V58L247 59V57L246 58L243 57L245 59L244 61L246 62V64H247L248 60L251 62V65L253 62L252 67L250 64L249 65L247 64L248 66H250L248 69L247 65L246 66L243 65L244 61H242L238 57L239 53H241L242 51L240 52L238 44H237V40L236 41L234 40L235 39L234 35H231L233 39H231V36H230V39L233 41V44L235 42V44L237 45L238 50H239L238 53L236 51V55L240 59L241 63L243 62L242 65L244 66V68L245 67L247 68V70L245 71V69L240 65L241 63L239 64L233 56V48L231 46L232 43L230 45L229 43L222 41L220 36L216 33L217 29L215 32L214 29L209 28L210 30H208L207 33H203V35H201L203 30H199L195 35L193 33V36L191 35V37H184V35H183V37L179 38V36L182 34L177 35V37L179 39H177V37H175V39L180 40V41L179 42L177 41L176 43L177 44L179 43V44L178 45L175 44V46H178V47L181 46V47L180 48L177 47L178 52L176 51V48H173V50L175 49V51H176V52L175 51L174 52L177 54L181 53V49H182V52H185V48L187 45V47H189V49H186L187 53L188 52L192 53V57L190 56L191 54H188V57L191 60H193V57L196 56V54H197V56L200 54L197 58H194V59H198V60L200 59L199 61L202 62L203 66L205 64V66H204L205 70L203 68V70L205 72H207V73L210 72V74L213 73V75H215L214 72H216L217 77H218V78L210 77V79L213 80V81H211V83H210V80H206V78H205V81L209 82V85L212 86V89H213V86H215L214 81H215V79H217L216 88L214 87L215 90L217 89V91H215V95L217 96L216 103H214L215 105H213L212 107L210 106V108H207L205 111L203 110L202 113H205V112L206 113L205 114L201 113L202 116L198 120L196 119L195 123L193 122L194 123L193 127H191V129H188L186 131L185 129L182 128L183 124H180V125H182L181 127H179V125L176 124V122L179 123L180 114H181L182 110H184V108H183L182 110L179 109V111H176L177 107L180 108V105L182 106V101H183V99L180 98L182 90L179 91V94L176 92V90H179V88L182 87L181 85H180L181 87H179V85L177 84L178 80L180 82V80L184 79V78L181 79V77H182V75H181V73H182L181 72L182 71V67H181L182 61L181 60L182 59L179 57L180 58V60H179L180 65H178L177 59L176 60L174 59L176 61V62L174 61V64L177 63V66H176L177 69L176 70L173 69L174 67H172V68L169 67L167 69L169 71L164 70L163 73L165 76L161 75V81H162V79H163V81L162 82L160 81L161 86L157 88L159 90H156V93H155L154 92V85H153L154 79H151L149 77V75L146 74L147 71H146V69L144 70L143 66H144V64H145V66L149 65L150 62H152L153 60H154V62H152V64L157 62V65H158L159 59H161V58L157 54V56L159 57L158 59L150 56L148 58V60H149L148 61V60H145V58L147 59V56H145V58H144V54L139 53L141 56L143 55V57L141 59L140 55H137L138 53L136 54V52L134 53V51L132 50L134 45L132 44L131 48L129 46L130 42L133 41V40H131L132 37L139 36V34H140L139 30L142 28V25H141V28L137 25L136 27H138L139 30H138V28H137V30H135L136 28L135 27L132 28L130 24L128 25L124 21L122 22L121 20L120 21L117 20V18L119 19V17L117 15V18H115L114 13L116 10H115V4H112V0H93V1L92 0H68ZM118 1H120L123 4L125 3V1H129V2L131 1V3H129V4H133V2H132L133 0H118ZM149 1L150 2L148 3V5L149 6L153 5L151 3V0H149ZM232 1L234 2L235 0H232ZM242 1L248 7L251 5L252 2L258 1V3L259 2L262 3V5L264 7V0H241V2ZM152 2H154L153 7H155V8H157V6H159V8L161 10L163 3H164V9L166 8L164 0H163V2H160L159 0H155V1L153 0ZM167 2H168V5H170V6L172 5V7L176 6L177 9L174 7V10H173L174 14L177 15L178 11L180 12L178 14H180L182 16L184 14H187L182 7L179 8V10H178V7L184 4L183 3L179 6L177 5V4L181 3L182 0H168ZM174 3H175V5H174ZM126 4L128 5V2ZM160 4H161V7H160ZM185 4H186V1H185ZM204 6H205V4L203 5V7ZM116 7H117V3H116ZM186 7H187V11H188L189 7L187 5H186ZM205 7H204V9H205ZM213 7L217 11L216 13H218V11L220 9H221V11L223 10V8L220 7V1L219 0H213ZM213 7H212V9H213ZM118 8H120V7H118ZM145 8L146 7H144V9ZM159 8H157V9H159ZM33 9H34V7H33ZM33 9H32V11H35ZM164 9L161 11L163 12L166 10V9L165 10ZM170 9H171V7H170ZM260 9L257 11L261 12ZM38 10L39 9L37 7L36 11H38ZM175 10H178V11H175ZM180 10L183 11L184 14H182ZM123 11H124V9H123ZM32 13L36 17V12H32ZM37 14H39V12ZM237 14H239V13H236V14L234 13V15H237ZM95 15H97V16H95ZM139 15H141V13ZM144 15H145V13H144ZM220 15H222V14H220ZM224 16H225V13H224ZM178 17H179V15H178ZM82 19H84L83 16H82ZM87 19H89V18H87ZM210 22L215 23V21H211V20H210ZM224 22L225 21H223L222 25H224ZM229 22H230V20H229ZM214 23L211 24V27L215 26L216 23L215 24ZM86 24H84V25H86ZM90 24L92 25V23H90ZM197 24H198V22H197ZM201 24H202V22H201ZM206 24H207V21H206ZM219 24L221 25V23L216 24L217 25L216 28H218V33L220 31H222L221 30L222 25L220 26ZM14 25L16 27V23L15 24L12 23V20L10 18L8 20H3L0 22V48H3L4 46L8 45V43L11 42V39H13L16 36L17 29H15ZM76 25H77V22H76ZM80 25H83V24L80 23ZM207 25H209V24H207ZM143 26H144V24H143ZM147 26H148V24H147ZM79 27L80 26H78V30H80ZM86 27H87V25H86ZM181 27L183 28V26H181ZM224 28H225V30H224ZM224 28H223L224 33H223V31H222V33L221 32L220 33L225 34L223 36L227 37L228 29H226L225 26H224ZM229 28H230V26H229ZM81 29H83V28H81ZM143 29H144V27L141 30H143ZM195 29H196V27L194 28V30ZM247 30H248V28H247ZM204 31H205V29H204ZM225 31H226V33H225ZM236 32H237L238 37H239V32L238 31H236ZM74 33H75V31H74ZM186 33L188 34V31ZM189 33H190V30H189ZM69 34H70V32H69ZM78 35H79V37H78ZM204 35L209 36V38L211 40L204 38ZM223 36L221 35V37H223ZM80 37L83 39V41L81 39H79ZM183 38L184 39L187 38L188 40L183 41ZM206 40H209V41H206ZM228 40H229V38H228ZM81 41H82L83 45H85V48H83L84 46L81 47L82 45L79 46L81 44ZM105 41H107V40H105ZM239 41L241 42V48L244 47L240 37H239ZM79 42H80V44H79ZM190 42L193 43L192 46L189 45ZM228 42H231V41L229 40ZM31 45H33V44H31ZM251 45H252V43H251ZM258 45L259 44H257L256 47H258ZM90 46L92 49L90 48ZM183 47H184V50H183ZM192 47H193V50H192ZM190 48H191V51H190ZM221 48H222V50H221ZM31 49H32V47H31ZM31 49H29V51H31ZM193 51H194V53H193ZM221 51H222V53H220ZM259 51H260V49H259ZM26 52L27 53H25V51L24 52L22 51L20 53H17L15 57L20 58L21 54H24L27 57L31 56V53L29 54L28 51H26ZM91 53H90V55H91ZM151 53L152 52H150V54ZM175 53H173V54L175 55ZM193 54H194V56H193ZM249 54H251V53H249ZM32 56H33V54H32ZM153 56H154V54H153ZM243 56H246V54ZM251 56L249 55L248 57L251 58ZM89 57H92V55ZM152 58H153V60H152ZM241 58H242V56H241ZM123 59H128V60L134 61L136 68L133 67V69H135L133 76L128 77L130 75H127V74L130 72V70L126 72L125 66H119V62L121 63V61H123ZM74 60H77V59L74 58ZM67 61H69V60H67ZM62 62H63V60H62ZM84 62L86 64H83ZM143 62H145V63L143 64ZM250 62H248V63H250ZM257 62H259L262 65L261 67H259L258 73L261 74V78L263 80L260 78V76L258 78L257 75H252L253 73L257 74L256 73L257 70L253 72V70L250 68H253V66H254V69H255V66H256V68H258L259 64ZM68 64H70V63H68ZM196 65H198V64H196ZM67 66H69V65H67ZM69 67H71V70H72L73 67L72 66H69ZM178 67H179V70H178ZM75 68L76 67H74V69ZM79 68H77V69H79ZM170 68L172 71L170 70ZM66 69H67V67L63 66V69H61V71L63 70L62 74L65 72ZM192 69H194V65L192 66ZM262 69H264V66ZM248 70L252 74L248 73L249 72ZM61 71H60V73H61ZM170 71H171V74H169ZM176 71L178 72L177 75H176V73H174ZM262 72H264V71H262ZM172 73H173V75H172ZM67 74L69 76L71 74V72H70V74H69V72H67L66 75ZM73 74H74V77L76 76V78H77V75H75L76 72L73 71L72 77H73ZM179 74L181 75V77ZM167 75H168V77L165 78ZM55 76L57 77L56 74H55ZM58 76H59V78L61 76L59 74V72H58ZM64 76H65V74H64ZM125 76H127V77L125 78ZM170 76L173 79H169ZM65 78H66V76H65ZM67 79H68V82L70 81L69 78L65 79L66 80V86H68L67 84H69L67 82ZM165 79H167V80H165ZM168 79H169V82H168ZM61 80H62V77H61ZM61 80H59L60 83L61 82L65 83V81H61ZM116 80L119 84L123 82L120 85L121 88H120V86L117 85L118 83L115 82ZM171 80L177 81L176 82V88H175V90H173L174 92H172V93L173 94L176 93L175 96L178 94L179 97L173 96L171 94V90H169L170 92L168 91V86H170L171 89H173V87H172L173 81L171 82ZM71 81H72V84H70V85L73 86L72 88H74V90H75L76 89L75 80H73L71 78ZM73 82H74V85H73ZM112 83H116V85L114 86V84L112 85ZM124 83L126 86V90H125V88L123 89ZM221 83H223V84H221ZM79 85H81V84H79ZM173 85L175 86L174 83H173ZM71 86H70V88H71ZM102 86L103 85H101V87ZM108 86H106V85L103 86V89L104 88L106 89ZM217 87H219V88H217ZM259 87H260V89H259ZM78 88L79 87H77V89ZM84 88H85V86H84ZM84 88L81 87V89H84ZM96 88H99V85ZM123 90H125L124 94L126 92V94H125L126 96L123 93L120 94L121 92H123ZM71 91H72L71 94L75 92L73 90H71ZM77 92H79V91H77ZM77 92L74 93V96H75V94L77 95ZM117 92L119 93V97H121V98L118 97ZM216 92L218 93V95L216 94ZM2 93H4V92L2 91ZM109 93L111 95L110 90H109ZM127 93H128L129 97H130V93L132 94L131 97H134V100H132V101H131L132 98L130 97L131 98L130 101L132 103L134 101L132 106L127 105L128 103L130 104L129 97L127 96ZM183 93L186 94L185 91H183ZM82 94L84 96L83 92H82ZM123 95H124V97H123ZM169 95H171L172 98ZM83 96L81 95L82 98H83ZM114 97H117V98H114ZM84 98H85V96H84ZM86 99L88 100L87 97H86ZM114 99H115V101H114ZM116 99H118V100H116ZM119 99H121V100H119ZM171 99L173 101L175 99L178 102L180 101L179 102L180 105H177V102H176L177 107H176V109H175V107L173 108V109H175L174 112L175 111L177 112V114H175L176 115V117L174 118L175 120H173L174 116L173 115L170 116V112H167L168 110L172 109L170 105H172V106L175 105V104L174 105L172 104L173 102ZM181 99H182V101H181ZM89 102H90V105L88 104L89 105L88 109H90L91 104L93 103V102L91 103V101H89ZM192 102H193V100H192ZM94 104L95 103L92 104L93 108H94ZM120 104H121V102H120ZM204 104H206V103H204ZM115 105H114V107H115ZM187 105H188V103H187ZM98 106H99V104H98ZM184 106H186V103ZM114 107H113V109L115 111L116 107L115 108ZM128 107H129V109H128ZM169 107H170V109H168ZM207 107H208V103H207ZM130 108H131V110H130ZM91 109H90V111H91ZM173 109H172L171 114L174 113ZM93 111L94 110H92V112ZM178 112L180 113L179 117H178ZM93 114L96 115L97 112H93ZM118 114H117V116H119ZM82 115H83V113H82ZM98 115L99 114H97V117H98ZM181 115L183 116V112ZM42 116L43 115H39L37 117L33 116L34 121L35 122H41L43 120ZM183 117L185 118V116H183ZM261 117H262V119H261ZM82 118H84V117H82ZM85 118L87 119V117H85ZM258 118H260V120L262 121V124H263L262 126H261ZM86 119L82 123L83 125L85 123V126L90 124V123L88 124ZM98 119H99L98 121L96 120L94 122H92L94 119H91L93 126L96 125V127H97V124L100 125V123H103L102 121L100 122L101 118L98 117ZM102 120L104 121L105 119L103 118ZM81 121H82V119H81ZM182 121H183V119H182ZM86 122H87V125H86ZM104 122L106 124V120ZM107 122H108V124H110L109 119ZM119 122H120V118H119ZM94 123H95V125H94ZM180 123H181V121H180ZM183 123H184V121H183ZM112 125H110V126H112ZM258 126H259V128L261 127V129H260L261 133H260V131L257 133V131H258L257 129H259V128H257ZM100 127H101V125L98 128H100ZM60 128H61V124H57V129L55 128L56 129L55 131L59 132V130H61ZM83 128H85V127H83ZM98 128H96V132L92 131V137L97 133V131H99ZM102 128H104L103 125H102ZM253 128H255V129H253ZM252 129L255 130L256 133H253ZM85 131L87 132V129H85ZM88 131L90 133V128H88ZM251 131H252V135L254 134V138L251 137V134H249V132L251 133ZM89 133H87V135ZM93 133H94V135H93ZM101 134H102V132H101ZM139 134H137V135H139ZM248 134L250 135V137L248 136ZM90 135H91V133H90ZM98 135L100 136L99 133H98ZM116 135H117V133H116ZM197 137H201V139L204 141L203 146H201L202 144H200ZM248 137H249V140H250V138L253 140L250 142L248 140ZM95 138H97V137L95 136ZM93 139H91V140H93ZM99 139H100V137H99ZM94 140H93L94 142H98L97 141L98 138H97V140L96 139H94ZM147 140L149 142H147ZM94 142H93V144H94ZM263 143H264V141H263ZM122 144H123V142H122ZM97 145H99V144L95 145L96 149H97ZM250 145H251V149H249ZM100 146L101 145H99V147ZM153 148L150 150H151V152L154 153ZM161 150H163V152L165 151L166 154L163 155V152H160ZM138 152H139V150L136 151V153H138ZM91 153H92V151H91ZM136 153H134V155ZM259 154H260V156H259ZM141 155H143L142 152H139L138 155H135L136 157L132 156V158L133 159L135 158L139 162L140 161L139 158L141 157ZM145 155H146V153H145ZM169 156L171 157V159L168 158ZM258 156L260 157L259 159H258ZM156 157H157V154H156ZM256 158H257V161H260V159H262L260 162L256 161L257 165H256V163H253V162H255ZM94 159H95V157H94ZM164 159L165 158H163V160ZM104 160H105V162H104ZM166 162H168V161H166ZM261 162H263V163L260 165ZM134 163H135V161H134ZM136 163H137V161H136ZM142 164H143V162H142ZM251 164L256 165V166L252 167ZM139 165L141 166V164H139ZM135 167H137V166H135ZM88 168L90 169V167H88ZM86 170H88V169H86ZM220 171H221V173H219ZM109 172H107V173H109ZM72 173H73V171H72ZM118 174L120 175V173H118ZM153 175H154V173H153ZM153 175L151 174V176H153ZM206 175H209V176H207L209 178H207ZM105 176H106V171H105ZM151 176L149 175L150 178H151ZM202 176H205V177H202ZM94 177H95V175H94ZM115 177H116V175H115ZM93 179L95 180V178H92V180ZM119 179L122 180V177L121 178L119 177ZM198 179H199V181H198ZM153 180H155V179H153ZM201 180H203V181L206 180V182L202 181L203 182L202 183ZM208 180L210 181L209 182L210 185H208L209 184ZM225 180L229 181V182H227V183H229L228 185H227ZM249 180L251 181V183L249 182ZM85 181H86V183H85ZM136 181H137V179H136ZM180 181H182L183 185H181ZM83 182H84V184H83ZM259 182L261 183L260 185L262 186V187H259L260 189L257 188V183H259ZM140 183L137 184L138 187H140ZM162 183H163V181H162ZM196 183H198V184H196ZM211 183H212V185H211ZM81 184H82V186H81ZM119 184H118V186H119ZM135 184H136V182L134 181V184H133L134 187H136ZM230 184H231V186H230ZM78 185H80V186H78ZM130 186H131V189L134 188V187H132V185H130ZM159 186L160 187L163 186V187L160 188ZM184 186L182 187L183 190L185 189ZM124 188H123V190H124ZM142 188L143 189H141V192H144V186ZM129 189H130V187H129ZM163 189H167V190H164V192H162ZM188 189L186 190L185 193L190 195L191 193H190V191H188ZM261 190H262V193H261ZM119 191L121 193H119ZM165 191H168V192L165 193ZM205 191H207V192L205 193ZM165 194H166V196H165ZM187 194H185V195H187ZM200 195L203 197H201ZM204 195H206V196H204ZM161 196H162V198H161ZM207 196H208V198H206ZM258 196L260 197L261 201H258V199H259ZM145 197L147 198L148 201L146 200ZM257 197H258V199H257ZM185 198H187V200ZM83 199H85V201H83ZM93 199H94L95 203H93L94 202V201H92ZM182 199H183V197H182ZM132 200H133V205H132V207H129V205L126 203H132ZM257 202H258V204H257ZM80 203L78 204V206L80 205ZM123 204L128 205L127 207H129L130 209L125 210L124 207H126V206ZM262 204H263L262 210H264L263 209L264 208V202H262ZM115 205L120 209L115 207ZM76 206H77V204H76ZM119 206H122L123 208L119 207ZM201 207H203V208H201ZM177 208H178V211L180 209H182V211H179V212L177 211L178 213H174ZM72 209H73V207H72ZM82 209H84L85 211H83ZM65 210H67V211L65 212ZM234 210H235V213H233V214H235V215L231 216V215H233L231 212L232 211L234 212ZM59 212H57V213L59 214ZM236 213H237V215H236ZM63 214L62 215L59 214L58 218L64 216ZM81 215H83L85 217H82ZM126 216H128V219L125 218ZM78 222H79V220H78ZM78 222H77V224H78ZM62 223L66 227V228H64V229H66V231L69 229L68 234H67V232H66V234L71 235L72 231L74 232V230L71 229L72 226H69V225H70V223H71V225L72 224L75 225V223L73 221L69 222V220H68L69 225L67 224V222L65 224H64V222H60V226H63ZM81 224L82 223H80V225L79 224L78 225L81 226ZM101 225H102V228L104 227L103 228L104 232L102 229L100 230ZM130 227H131V229H132V227H135V229L133 228L134 232H132ZM107 228L108 229L114 228L115 231L118 230V232L116 231L117 232L116 234L114 233L115 231L113 232L115 235L112 234V238H113V235L115 237L113 241H110L109 237H107L108 233H105L106 232L105 229L107 230ZM171 229H173V230L174 229H180V231H181V229L182 230L186 229L185 231H188V235L185 237H182L184 235L183 234L184 232L183 233L180 232L181 234L178 233V235H179V237H178L177 234H175V232H173L176 236L173 234L174 236H172V237H169L168 235H167L168 238H165L166 236L162 237L163 236L162 234L165 231H168L169 235H171L172 232H169ZM109 230H107V231H109ZM178 231H176V232H178ZM130 232H131V234H130ZM109 234H108V236H109ZM80 235H81V237L82 236L83 237L81 238ZM160 235H161V237H160ZM180 235H182V236H180ZM33 236H34V234H33ZM55 236L58 237V234L55 233ZM37 237H38V235L34 236V238L38 239V241L40 238V239H42V241L44 240L47 242V240H45L43 235H40L38 238ZM50 237L51 236H49L48 239H50ZM53 238H54V236H53ZM106 239H107V241H106ZM97 240L99 242H96ZM38 241H37V243H35V245L39 244V242L41 240L39 242ZM72 241L73 240L71 238L72 245L68 244V243H70V241L66 242L67 248L74 246ZM88 241L86 243H89ZM35 242H36V240H35ZM48 242L52 243V241H49V240H48ZM76 242H75V245L77 244ZM90 242L92 243L93 241H90ZM133 245H136L137 248H136V246L133 247ZM77 247L80 248L78 245H77ZM151 247H152V249H151ZM63 248H65V243H64V247L62 246V250H64ZM243 249H242V251H243ZM237 250L239 251L240 249H237ZM66 252L68 253V251H65V254L67 255ZM81 252H82V249H81ZM75 253H76V251H74V248H72V250H70V254L74 255ZM230 253H227V255L229 254L228 258L231 257ZM234 253H235V251H234ZM239 253H240V251L238 252V254ZM233 254H232V256H233ZM86 255H87V253H85V255H83V257H85ZM125 255H127V256H125ZM205 255L203 256L204 259L206 258ZM234 256H233V258L235 259V261H233L234 259L232 258L231 263L232 264H239L238 263L239 261H237L238 259ZM196 257H198L197 254H196ZM226 257L223 256V259L226 260ZM243 257H242V260L244 262ZM228 258H227V261H228ZM200 259L199 260L197 259L199 261L198 264H203L201 262H203L204 259L202 261H200ZM71 260H70V262L66 261L68 263H65V264H75V263L77 264V262L74 261V263H73V261H71ZM208 260L205 259L204 264H205V261L207 262ZM110 261L107 264H111ZM196 261H194V262H196ZM220 261H222V259ZM89 262L90 261H88V264H89ZM100 262H97V263L101 264ZM223 262H224V260H223ZM223 262H221V263L226 264V262L225 263H223ZM229 262L227 264H229ZM243 262H240V263L243 264ZM62 263L64 264V262L59 261V264H62ZM208 263L209 262H207V264ZM259 263L261 264L260 261H259ZM82 264H85L84 261L82 262Z\"/></svg>",
    "mask_w": 264,
    "mask_h": 264
}]
</instances>
